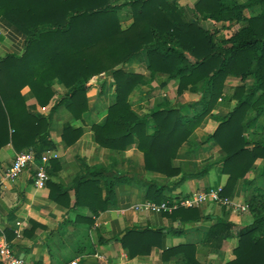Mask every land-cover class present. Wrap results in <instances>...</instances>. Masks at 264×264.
Masks as SVG:
<instances>
[{"label":"trees","instance_id":"obj_1","mask_svg":"<svg viewBox=\"0 0 264 264\" xmlns=\"http://www.w3.org/2000/svg\"><path fill=\"white\" fill-rule=\"evenodd\" d=\"M120 1L0 0V17L27 36L22 54L0 59V149L11 143L18 153L33 151L37 158L56 149L49 130L53 112L64 105L74 118H82L89 109L88 92L99 87L102 93L101 78L107 74L114 81L115 101L108 107L105 123L92 126L94 140L100 146L124 152L136 143L144 154L146 170L175 176L180 169L173 160L180 147L209 116L216 123L209 140L224 152L221 171L228 179L223 195L230 197L260 158L264 178V137L254 140L249 133L264 121V0H198L194 11L201 19L214 20V31L202 27L198 19L186 20L176 0H129L133 22L124 28L117 11L126 1ZM258 7L257 13L245 12ZM144 51L153 77L164 75L166 84L177 80V95L186 91L199 95L188 104L194 115L183 114L169 100L142 116L132 109L129 96L144 75L126 71L124 66ZM229 76L244 83L227 92ZM249 78L253 81L248 85ZM57 80L66 91L50 114H41L27 104L22 92L26 86L45 107L55 95ZM233 100L236 104L225 116L212 113L221 102ZM150 121L155 124L153 131ZM82 134L81 127L65 123L62 136L67 145L75 144ZM50 162L58 163L56 159ZM208 170L206 166L191 176ZM91 172L106 179L107 197L101 207L106 209L114 201L116 182L130 177L109 172L105 166ZM140 178L149 200L165 199V184ZM81 179L76 186L77 206L81 204ZM46 184L53 201L60 203L67 197L69 190L60 183ZM246 184L252 222L240 226L217 218L205 238L204 243L216 249H221L227 239H238L234 258L223 264H264V186L247 179ZM91 209L96 213L100 207ZM169 216L184 227L209 218L197 207H180ZM124 232L105 241H121L128 255L135 257L148 254L161 243L164 228L134 227ZM172 255L179 256V264H204L197 259L195 244L164 249L162 259Z\"/></svg>","mask_w":264,"mask_h":264},{"label":"crops","instance_id":"obj_2","mask_svg":"<svg viewBox=\"0 0 264 264\" xmlns=\"http://www.w3.org/2000/svg\"><path fill=\"white\" fill-rule=\"evenodd\" d=\"M128 1L121 0V3H125L117 11L124 28L133 22L132 9L127 4ZM197 1L176 0L186 20L198 19L199 24L205 29L216 30L214 20L201 19L194 11ZM258 10L259 7L256 11L245 12L250 15L257 13ZM0 30V59L8 54H22L25 51L27 36L22 31L2 17H0ZM221 35L222 33L219 34ZM124 69L144 75L143 81L129 96L132 109L139 115L149 113L166 100L180 107L183 114L194 115V109L188 104L197 100L199 95L190 91L177 95V80H171L166 84L164 75L153 77L148 69L145 51L128 62ZM101 82L104 91L100 93L99 87H94L88 92L89 109L82 118H74L64 105L59 106L52 114L49 130L57 145L54 151L58 154L55 158L58 163L52 165L50 162L48 181L60 183L67 188L69 190L67 197L60 203L53 201L50 198L48 185L36 187L33 168L27 169L16 180L6 182L0 190L2 233L0 236L6 238L17 256L35 264H68L72 260H78L79 264H179L178 255L162 259V253L164 249L180 244H195L197 259L204 264H223L228 259H232L238 239L236 237L227 239L221 249H216L204 243L207 232L217 218H224L240 226L251 223L253 220L251 213L235 212L233 205L224 206L208 202L197 208L202 216L209 218L184 227L179 220L172 219L170 213L156 214L144 208V203L149 201V198L147 187L143 186V180L140 178L142 176L165 184L166 188L163 191L165 199L186 196L214 186H224L228 179V175L221 171L224 152L219 145L209 140L216 123L208 116L182 144L173 160V165L180 169L178 175L166 176L148 171L145 168L144 154L137 148L136 143L130 145L124 152H118L95 142L92 126L105 123L108 107L115 101L113 78L104 74ZM230 82H236V86L244 83L238 77L229 76L226 81L227 92H230ZM53 89L55 95L45 107L38 104L28 86L22 92L29 106H35L37 112L48 115L56 101L60 100L66 91L60 80L56 81ZM235 104V100L231 103L223 101L212 113L225 116ZM65 123L83 129L80 139L73 145H67L63 139ZM149 124L152 125L151 131H153L154 121H150ZM254 128L257 133L250 134L254 140H257L260 138V131L264 128V121L261 120L254 125ZM16 154L18 152L11 143L0 149V180ZM262 163L263 160L258 159L256 167L246 175L247 180H255L258 186H264L259 184L260 181H264L261 175ZM98 166H105L109 172L128 174L130 177L116 182L114 201L109 203L106 209H101L107 197L106 179L101 174L94 176L91 172V169ZM206 166H209L207 173L191 176L202 171ZM184 176L187 177L182 180ZM80 178L83 189L80 191L81 204L77 206L76 186ZM246 179L238 182L230 196L234 204H248L249 188ZM98 206L100 210L95 213L91 208ZM134 227L164 228L163 240L148 254L135 257L128 255L121 241H105L115 236H123L124 229ZM0 264H5L1 257Z\"/></svg>","mask_w":264,"mask_h":264},{"label":"built area","instance_id":"obj_3","mask_svg":"<svg viewBox=\"0 0 264 264\" xmlns=\"http://www.w3.org/2000/svg\"><path fill=\"white\" fill-rule=\"evenodd\" d=\"M1 33V30H0ZM58 157L54 150L45 152L41 158H37L33 151H25L16 154L11 165L5 170L0 180V190L6 182L16 180L24 171L33 168V179L36 187H44L50 178L49 167L50 161ZM224 186H214L202 191H196L186 196H180L162 201L149 200L144 203V208L149 212L161 214L171 213L174 210L185 207H200L204 203H215L224 206L233 205L235 212L244 213L249 209L248 204H234L230 197L223 195ZM0 257L5 264H35L23 257L17 256L9 242L4 236H0ZM68 264H79L78 260H72Z\"/></svg>","mask_w":264,"mask_h":264},{"label":"rangeland","instance_id":"obj_4","mask_svg":"<svg viewBox=\"0 0 264 264\" xmlns=\"http://www.w3.org/2000/svg\"><path fill=\"white\" fill-rule=\"evenodd\" d=\"M225 32H226V31H224V33H225ZM252 81H253V79L250 78V79L247 81L246 84L249 85ZM229 86L231 87L229 90H230V92H232L233 89H234L235 86H236V82H230ZM231 89H232V90H231ZM227 94H228V93H227ZM254 130H255V128L252 127L251 130L249 131V133H252V134L257 133V130H256V131H254ZM259 134H261V135H260V138H261V137H264V128H262V131H260ZM260 138H259V139H260ZM262 165H263V163H262ZM259 184H260V185H263V184H264V181H260ZM247 212L251 213V212H250V209H248V210L246 211V213H247ZM185 238H186V237H184V239H185ZM233 258H234V255H233L232 259H233ZM228 260H231V259H228Z\"/></svg>","mask_w":264,"mask_h":264}]
</instances>
